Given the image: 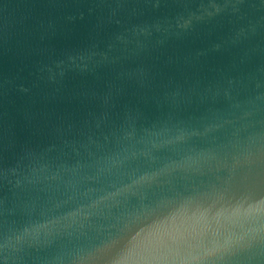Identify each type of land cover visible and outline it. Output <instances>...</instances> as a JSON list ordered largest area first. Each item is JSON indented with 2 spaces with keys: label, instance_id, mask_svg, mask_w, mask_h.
Wrapping results in <instances>:
<instances>
[{
  "label": "water",
  "instance_id": "95a60500",
  "mask_svg": "<svg viewBox=\"0 0 264 264\" xmlns=\"http://www.w3.org/2000/svg\"><path fill=\"white\" fill-rule=\"evenodd\" d=\"M0 264H264V0H0Z\"/></svg>",
  "mask_w": 264,
  "mask_h": 264
},
{
  "label": "clouds",
  "instance_id": "9594fccd",
  "mask_svg": "<svg viewBox=\"0 0 264 264\" xmlns=\"http://www.w3.org/2000/svg\"><path fill=\"white\" fill-rule=\"evenodd\" d=\"M52 234V227L48 224H36L25 227L14 237L13 247L16 245L41 243L46 241Z\"/></svg>",
  "mask_w": 264,
  "mask_h": 264
}]
</instances>
